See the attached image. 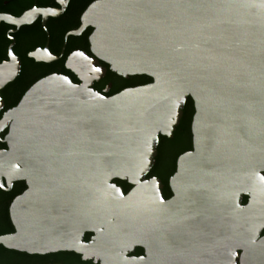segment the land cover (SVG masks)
<instances>
[{
  "label": "water",
  "instance_id": "water-1",
  "mask_svg": "<svg viewBox=\"0 0 264 264\" xmlns=\"http://www.w3.org/2000/svg\"><path fill=\"white\" fill-rule=\"evenodd\" d=\"M34 11L0 20L28 24ZM81 22L75 34L93 28L95 59L73 54L66 66L83 83L49 75L7 115L0 160L28 189L0 245L100 264H264V0H95ZM99 60L151 82L105 97L90 88L104 68L81 77ZM2 70L0 88L14 76ZM188 97L192 149L165 200L161 180L146 176ZM137 246L144 255L128 257Z\"/></svg>",
  "mask_w": 264,
  "mask_h": 264
},
{
  "label": "flooded vegetation",
  "instance_id": "flooded-vegetation-1",
  "mask_svg": "<svg viewBox=\"0 0 264 264\" xmlns=\"http://www.w3.org/2000/svg\"><path fill=\"white\" fill-rule=\"evenodd\" d=\"M93 1L95 0H0V16L19 18L29 11L37 12L28 24L17 25L0 20V67H3L1 74L8 77L14 75L0 88V154L8 149L6 137L12 121L8 120L7 115L18 105L33 84L53 74L67 76L77 85L83 83L78 75L67 68L66 62L71 55L82 53L95 59L90 43L93 28L87 26L79 34H75L81 28L83 12ZM47 10L58 15L44 16L38 12ZM34 54L37 58L33 57ZM49 59L51 60L45 61ZM103 68L104 76L93 80L90 86L99 94L110 97L124 89L135 87L124 86L122 83L123 80L130 81L134 76L123 78L112 72L110 66L101 60L93 70L90 67L88 72L81 74V77L90 81L94 76L93 71ZM189 99L188 97L186 100L183 115L170 139H174L177 133L184 132L183 125L187 118ZM151 171L146 179L159 178L162 182V179L152 175ZM17 177V170L6 161L0 160V236L16 233L10 207L14 200L28 189L26 181L16 179ZM116 180L118 179L113 180V183L121 187L125 194L133 188L127 181ZM162 184L163 196L168 200L172 196L169 181ZM166 192L169 194L167 197ZM243 201H248V197L244 196ZM92 236V233L85 234V238L89 237L87 241ZM261 236H264V229ZM144 252L143 248L137 246L128 253V257H140ZM0 264H100V262H95L94 259L83 260L82 256L75 252L28 254L0 245Z\"/></svg>",
  "mask_w": 264,
  "mask_h": 264
},
{
  "label": "trees",
  "instance_id": "trees-1",
  "mask_svg": "<svg viewBox=\"0 0 264 264\" xmlns=\"http://www.w3.org/2000/svg\"><path fill=\"white\" fill-rule=\"evenodd\" d=\"M151 82V79L145 75L134 76L130 81L123 80L124 86H139ZM190 98V97H189ZM187 118L183 125L184 132L177 133L174 139L167 137H160V144L158 147V156L156 157V164L151 169L152 175H157L162 179L163 183L169 181V176L176 171L177 158L184 152L192 149V134L191 121L194 114L193 101L190 98L187 103ZM186 129V131H185ZM119 181V180H116ZM120 182V181H119ZM169 196L166 192V197ZM247 201H243V204ZM89 237H86L87 241Z\"/></svg>",
  "mask_w": 264,
  "mask_h": 264
}]
</instances>
